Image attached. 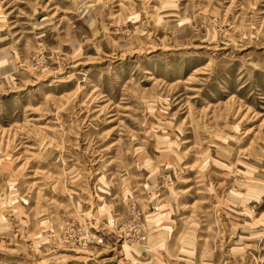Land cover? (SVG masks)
I'll list each match as a JSON object with an SVG mask.
<instances>
[{
    "label": "rangeland",
    "instance_id": "374dc122",
    "mask_svg": "<svg viewBox=\"0 0 264 264\" xmlns=\"http://www.w3.org/2000/svg\"><path fill=\"white\" fill-rule=\"evenodd\" d=\"M0 264H264V0H0Z\"/></svg>",
    "mask_w": 264,
    "mask_h": 264
}]
</instances>
